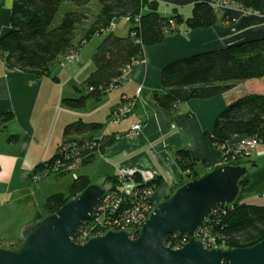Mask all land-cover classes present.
Returning a JSON list of instances; mask_svg holds the SVG:
<instances>
[{"label":"trees","instance_id":"trees-1","mask_svg":"<svg viewBox=\"0 0 264 264\" xmlns=\"http://www.w3.org/2000/svg\"><path fill=\"white\" fill-rule=\"evenodd\" d=\"M246 12L257 11L261 0H229ZM217 0H13L11 28L0 40L2 55L11 68L37 75H49L51 66L63 56L76 54L97 35L102 36L94 55V70L79 85L83 95L65 98L69 107L84 108L89 98L100 99L116 87L125 70L144 59L145 48L162 43L169 34L186 25L188 29L208 28L220 19L234 22L229 10L216 8ZM172 6V13L160 12L159 5ZM192 5V13L184 17L180 8ZM117 17H128L132 26L126 36L115 34L111 29ZM172 24H175L173 26ZM264 77V37L228 45L224 48L191 54L167 63L161 73L163 90L155 91V103L166 110H175L179 104L193 99H210L231 89L236 82ZM116 84V86H114ZM114 86V87H113ZM1 118V117H0ZM2 117V123L9 121ZM101 122H84L81 119L67 123L63 140L54 155L40 163L32 173L45 176L56 172L59 176L71 171L74 163L85 165L103 153L121 133L99 135ZM212 144L221 149L225 164L239 163L245 152L237 151L230 141L237 137H253L264 143V94H247L231 102L218 115L212 133H206ZM13 140V139H12ZM177 162L183 177L189 181L200 176L197 161L186 150H180ZM244 160V159H243ZM242 160V161H243ZM112 186L106 189L120 193L125 184L150 187L154 193L158 179L141 182L138 176H124L119 180L110 177ZM134 178V179H132ZM250 179V178H249ZM249 179L240 182L244 188ZM140 181V182H139ZM186 181V182H187ZM184 180L176 183L182 186ZM185 182V183H186ZM91 183L86 175H79L70 186L68 195L57 193L48 197L45 212H57L70 199L77 197ZM141 189V188H140ZM143 189V188H142ZM133 193L126 196V204L134 202ZM139 206L153 203V195L140 192L135 199ZM124 208L97 218L115 223L124 214ZM98 216V213L96 214ZM92 217L82 223L73 239L83 230L91 235ZM205 228L214 245L224 248H246L264 239V203L237 202L218 207L205 222ZM139 226L132 228L131 237L140 233ZM183 236L170 237L166 244L178 248ZM20 243V239L18 240Z\"/></svg>","mask_w":264,"mask_h":264},{"label":"crops","instance_id":"crops-1","mask_svg":"<svg viewBox=\"0 0 264 264\" xmlns=\"http://www.w3.org/2000/svg\"><path fill=\"white\" fill-rule=\"evenodd\" d=\"M261 1V8L255 12L243 13L232 7L229 12L234 22L220 19L211 27L198 29H188L184 24L162 43L146 47L144 59L127 69L116 87L96 99L87 115L83 114V110L78 113L68 109L64 99L83 95L79 85L94 70L93 60L84 65L80 60L74 62L75 66L68 76L74 77L72 86L59 90L54 87H57L58 81L63 84L64 74L68 75L67 71L64 73L65 69H60L59 75L52 79L51 72L41 76L11 68L2 55L0 45V120L4 115L10 117L5 123L0 121V207L2 193L21 191L31 186L35 168L50 159L60 146L65 125L79 119L101 122L103 129L98 132L100 136L121 133L112 145L94 158L104 167L95 180H92L93 173L89 169L78 173L88 176L91 183L102 182L105 187H101L105 189L112 186L110 177L120 180L127 175H136L141 182L158 179L153 194V200L158 204L164 201L162 195L173 194L176 183L183 178L176 157L180 150L188 151L197 165L205 167L202 171L205 173L225 164L221 149L212 144L206 133L213 132L218 115L231 102L247 94H264V77L238 81L221 95L183 102L175 110L158 106L153 94L163 90L161 73L167 63L191 54L264 37V0ZM12 5L13 0H0V40L11 28ZM192 9V5H187L180 11L188 17ZM124 18L128 22L126 34L115 31L118 27L116 19L111 29L120 36H126L132 26L131 20ZM92 39L95 40L96 46H92L95 53L102 36ZM124 107H129V110L125 112L122 110ZM133 124H139L141 129L136 137L131 138L129 133ZM239 138L230 143H237ZM255 153L260 157L255 162L260 165L262 156L257 151ZM247 161H251L250 157L244 159L243 164L246 165ZM248 186L240 187V192H245Z\"/></svg>","mask_w":264,"mask_h":264},{"label":"water","instance_id":"water-1","mask_svg":"<svg viewBox=\"0 0 264 264\" xmlns=\"http://www.w3.org/2000/svg\"><path fill=\"white\" fill-rule=\"evenodd\" d=\"M243 164H223L180 186L158 203L140 233L108 231L81 244L73 240L96 211L107 190L90 184L57 212L22 227L18 248L0 245V264H264V239L246 248H208L196 233L213 211L237 203ZM190 237L181 248L166 244L168 236Z\"/></svg>","mask_w":264,"mask_h":264},{"label":"rangeland","instance_id":"rangeland-1","mask_svg":"<svg viewBox=\"0 0 264 264\" xmlns=\"http://www.w3.org/2000/svg\"><path fill=\"white\" fill-rule=\"evenodd\" d=\"M171 7L165 3H161L159 5V10L161 13L165 15H170L172 13ZM182 13L184 16H187L185 15L186 13H184V11ZM117 22H118V27L115 29V31L118 30V32H122V34H126L128 22L125 21L124 17H117L116 23ZM173 26H175V24ZM92 40L89 41L90 43H88L87 47H83L81 49V52L76 53L77 59L75 61H71V62L67 61V57L63 56L61 57L60 60H57L51 66L52 79H54V76L58 74L60 69H65L64 73L65 71L68 72V75L66 73L64 74V77L62 79L64 80L62 82L63 84H61L58 81L57 87H54V89L60 90L62 87H64L66 90L70 89V86H72L73 84L74 77H68V76L69 74L71 75V69L75 66L73 65L74 62L80 60V62L84 65L90 59L93 60L94 53L92 46H96V45H94L95 40L93 41ZM63 60L65 62L64 66L62 65ZM96 101H97L96 99L89 98L87 100L85 107L80 110L79 108H74V107L72 108L67 105L66 107L68 109H74V111L78 113H80V111L83 110V114L87 115V113H89L90 110L93 108L94 106L93 103ZM255 151H257L258 154H261L260 156H262L260 165L258 164V161L255 162L257 158H260L258 157V155H256ZM249 157L251 161H247L246 165H244L243 164L244 162L242 160L247 159ZM241 159L242 160L239 163H236L235 165L243 164L244 166H247L248 174L244 177V179L250 178L249 179L250 185L249 186L247 185L248 188L245 192L242 193L240 192L241 194L239 193L240 195L237 198V202L240 203L250 202V203L263 204L264 203V143L258 144L250 152H248V154H245L244 157ZM94 162L95 163L91 162L89 164L79 165L62 176L61 175L59 176L56 172L40 177L39 174H37L35 177H33L34 178L33 180L31 176L32 184L31 186L29 185V188L23 189L21 191L17 190L15 192L2 193L3 198H1L2 204L0 207V245L6 248H18L21 244L18 240L20 239L22 227L26 223H29L30 221L39 222L47 216V213L45 212V205L49 196L57 193H63L68 195L73 180H75V178L79 176L78 173H83L85 172L84 170L86 169H89L93 173L91 175L92 180H95L98 174L103 172L104 167L102 165H99L100 162L98 160ZM197 167L201 174L205 173L202 172L205 170V167L202 164H198ZM186 177L187 176L185 175V178L183 177L180 180V182L182 180L186 182L187 181ZM185 182H183L182 184H184ZM102 184H103L102 182L97 183V185L105 187V185ZM179 187L177 186L176 189L173 191V193ZM171 195L170 194L162 195L161 199L165 201ZM154 204L157 205L155 201ZM11 242H13L14 245L11 246L10 245Z\"/></svg>","mask_w":264,"mask_h":264},{"label":"built area","instance_id":"built-area-1","mask_svg":"<svg viewBox=\"0 0 264 264\" xmlns=\"http://www.w3.org/2000/svg\"><path fill=\"white\" fill-rule=\"evenodd\" d=\"M232 7H236L242 12H245L241 8V6L237 5L236 3L230 2L229 0H217L216 2V8L219 10H224V11L230 10ZM76 59H77V56L74 53L67 56V61L71 62V61H75ZM62 65L63 66L65 65L64 60L62 61ZM130 67L131 66H129L127 69H129ZM114 86H116V84ZM122 110H125V112H127L129 110V107H124ZM140 129H141V126L139 124H133L131 127V131L129 133V137L131 138L136 137ZM258 144L259 143L256 138L240 137L236 143L237 151H243L245 152V154H248V152H250ZM77 166H79V163L76 162L70 166V169L72 170L73 168H76ZM131 183L125 184L122 187L120 193H116V192L111 193L108 191L106 192L102 201L98 205L95 213L91 216L92 217V221H91L92 228L98 229L97 233L95 235H91V233L88 232V230H83L80 236L76 238L78 240L77 243L83 244L93 237L105 235L110 230H113V231L127 230L128 232L131 233L132 228L135 225L139 226V228L141 229L144 220L150 215V213L153 211L156 205L154 204V200H153V203H151L150 205H146L145 207L139 206L138 203L135 202L136 195L140 192H144L146 195H153L152 189L150 187H145V186L139 187L136 184L130 186ZM132 193L134 194L133 204L131 206L125 205L124 207L123 204H126V196L128 195L130 196ZM120 207H123L125 209L124 214L122 215L121 219H118L115 223L111 224V222H105V221L101 223L100 222L101 220L97 219V218H100V216L102 215L103 216L105 215L107 217L108 214L110 215L111 213L117 211ZM97 213H98V216H96ZM205 225L206 224H204L196 233V239L202 241L208 248L223 247V246L214 245V240L210 236V233L206 230ZM172 236L173 237L183 236V239H184L183 243L178 248H181L190 240L188 235L174 234V235H171L170 237ZM10 245L12 246L14 245V243L11 242Z\"/></svg>","mask_w":264,"mask_h":264}]
</instances>
